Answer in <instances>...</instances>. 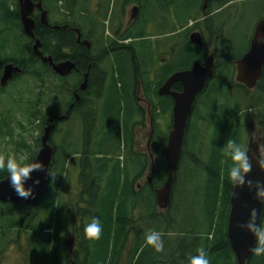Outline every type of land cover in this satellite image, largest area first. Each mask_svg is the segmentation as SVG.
<instances>
[{"label":"trees","instance_id":"1","mask_svg":"<svg viewBox=\"0 0 264 264\" xmlns=\"http://www.w3.org/2000/svg\"><path fill=\"white\" fill-rule=\"evenodd\" d=\"M135 1L114 0V7H118V14H112L115 17L112 18L113 20L110 19L109 25H107V22L112 0H44V8L49 15V26L42 25L39 15H34L36 20L35 35L42 43L41 51L43 54L52 56L55 62L71 59L77 63L80 70L88 71L90 68L92 76L89 81V89L84 93H80L82 100L77 103L71 112L83 123L82 134L85 147L82 150L73 149L70 147V143L64 142L62 147L64 152L67 153H64V155L60 153L63 158L60 180L67 168L68 181L70 178L68 166L78 160L80 163L78 168L80 169H78L77 183L79 185L78 190L81 191L75 195V198L69 199L67 205L69 222L66 224L65 231L62 232V237L56 235L53 240L47 238V246H49L47 249L50 251V247H52L54 251L52 256H54L55 261L57 257L61 259V242L64 241L65 237H73L74 233V236L76 234V244L78 245V250L74 255L80 264H188L189 257L196 255L197 249L201 247L206 250L210 264H238L227 237L231 208L230 199L234 189L228 178V169L231 167L232 162L222 149L229 139L235 140L237 143L242 142L247 146L246 139L252 134L255 127H261L264 130V76L253 90H249L234 79L236 72L235 62L243 56L234 58L229 53L226 54V50L231 49L233 45L227 39L226 34L230 31L235 34L239 25L234 27L232 25L231 27L232 22L230 19L232 20V18H228L225 12L234 11L236 18H239L240 21L243 19V14L249 15L255 12L258 14L257 23L259 20L264 19V0H212L210 5H208L209 9L212 10L211 12L207 11L208 9L206 11L202 9L204 0H189L186 3L192 4V10L189 12L186 10L181 17H174L172 23H168L164 17H161L166 27L168 29L173 28L176 32L179 24L186 27L191 20L195 21L193 27L184 30L187 32L179 34L181 38L185 37L181 44L186 43L189 51L195 52L199 50L201 52L200 58L195 60L202 63H204L206 50L214 45L217 60L211 82H209L206 91L198 97L195 103L185 136L182 159L175 172L171 206L168 212L166 210L165 214L156 213L158 207L154 189L161 188L167 179L165 150L169 132L172 128V98L159 97L158 95L153 101L150 82H148L150 89L145 87L144 95L147 103L152 107L151 115L154 122L152 140L154 151L152 155L156 172L153 185L140 191L136 190V182L146 176V171L149 169L152 160L151 154L134 151L131 145V135L124 143L121 142L118 136L117 150L126 147L130 156L125 159L126 162L123 168L120 158L115 163L111 162L109 150H103L96 146L99 140L104 143L105 136L109 135L110 132L107 143H113V130L108 131L106 126L108 120L111 121L113 113L111 115L109 113L113 109L109 108L105 112L109 115L105 117V124L102 125V114H99L95 108L91 110L92 112L88 111L90 106L86 104L87 98L93 95L95 76L98 74L102 77V86L107 81L108 70H106L104 65L107 64L113 54L118 58L120 65L123 66V64L128 63L129 59L122 56L126 54V51H131L135 55L136 66L138 67L136 47L140 45V52L144 51L143 43L145 41L140 42V40L147 37L142 32V29L140 30L138 27L140 21L157 23L158 20L155 21L157 16L153 14L155 10L165 14L172 5L175 11H179V8H182L179 0H140L141 15L138 21L132 26L125 27L127 7ZM93 3L96 4V11L92 8ZM240 4H243V6L248 5V7H245L242 12L239 9ZM220 10H222L223 15L219 12ZM54 17H57L58 20H54ZM55 25L61 28L54 30L53 26ZM65 25L80 28L83 37L91 43V48L87 49L83 45H78L71 30H63L62 27ZM108 28L113 33V37H105V32ZM197 28L202 32L203 47L194 46L189 40L190 33ZM254 29L250 33L244 34V39L246 38L248 45L246 52L249 50ZM127 41V44L124 43ZM34 43L35 41L23 33L18 0H0V72L3 65L12 62L21 66L27 76L45 85L48 80L46 75L51 74V77L56 82V92L52 93L55 95V99L60 100L62 97H67L64 107H60L57 104L54 107L44 98L47 94L43 92L41 94L44 98L43 101L39 96L37 101L28 105L26 110L27 118L25 120L31 126L35 124V121L39 120V125L36 127L40 129L42 134L43 128L50 117L60 116L67 110L69 103L72 102V95L69 89H78L83 78L78 73H72L65 78L56 75L49 66L44 65L41 59L34 54ZM67 49H70L72 53L66 54L65 51ZM195 60L186 69L191 68ZM173 64L165 63L162 67L164 74L159 78L160 82L156 87V95L158 94V89L173 73L181 71V69H175L171 73H167ZM143 73L145 77L148 72L144 71ZM20 77H17L16 82L21 79ZM144 77L140 75V80L138 77L136 82L143 84ZM213 80L223 81L224 83L229 82L230 84L229 88L223 87L222 94L231 102L224 103L221 108L206 104L205 108L218 113L219 118L216 122H213L207 116L203 117L199 113L201 96L213 90ZM173 90L181 91L182 85L175 84ZM3 91L0 87V101H2L1 95ZM13 102L17 103L15 100ZM41 103L48 107L47 112L42 110ZM159 108L169 112L170 115V122L165 133L162 132V125L158 122L157 114ZM4 117L3 122H0V133L4 127L1 124L8 125V122L11 124L13 121L9 113H6ZM193 117L194 119H192ZM20 126L23 127V124H20ZM212 129V134L208 135ZM35 144L36 146L32 149V146L30 148L28 144L21 143L26 150L30 149L29 153L36 149L33 152L36 154L41 146L40 136L36 139ZM56 153L58 155V152ZM203 158H205L204 161ZM129 159L132 164L141 165V171L137 172L133 177H131L127 168ZM29 160L30 158L28 162ZM58 161L55 156L51 166L53 171L56 170ZM188 161L193 164L197 177H200L201 180L205 178L204 198L202 193V205H200L201 208L199 210L201 214L196 218V222H194L193 215L186 218H171L168 216L170 211L176 206L175 194L177 186L182 172L187 168L186 163ZM112 164H114L113 167ZM8 175L6 169L0 170V180L7 178ZM105 179L108 181L106 187L103 186ZM61 187H64L62 182L57 184L56 192ZM64 189L66 191V187L61 190L64 191ZM58 195L59 193L57 192V197ZM44 198L46 200L47 196ZM140 207L151 211L152 221L159 222V226L156 229L151 227L150 230H155L162 234L164 242V250L162 252H157L153 247L147 246L144 237L137 240L133 245L131 244L130 228L135 223V221L131 220V215L135 208ZM27 213L28 208L23 204H0V231L5 232L6 236L9 235L17 228L23 216H26ZM3 217L11 219L13 217L15 222H17H10L4 225L2 224ZM94 217L100 219L103 231L98 240H89L85 238L84 233L81 234V231L84 230L85 224L91 222ZM38 220H40V215ZM54 222L55 219L51 217L47 223L38 229L40 231L52 230L55 223L59 224V222ZM63 233H66V236H63ZM144 235L145 233H143ZM82 239H84V244L81 242ZM247 264H264V255H252Z\"/></svg>","mask_w":264,"mask_h":264},{"label":"rangeland","instance_id":"2","mask_svg":"<svg viewBox=\"0 0 264 264\" xmlns=\"http://www.w3.org/2000/svg\"><path fill=\"white\" fill-rule=\"evenodd\" d=\"M186 1L189 0H179L181 7L179 8V11H175L173 9V5L169 7V11L165 12V14H162L161 11H154V15L157 16L155 18V21L157 23H154L152 21L144 22L140 21L138 24L139 29H142V32H144V35L147 37H144L140 40V42L145 41L144 48L145 50L141 51L140 45L136 47V53L137 56V62L138 67L136 66V58L135 55L131 51H126V54L122 57L128 58L129 61L127 64H123V66L120 65V62L118 61V58L115 57L113 54L112 57L108 60L107 64L104 65L106 67V70H108L107 75V81L101 85L102 83V77L98 74L96 75L94 79V87L93 88V95L87 98V105L91 106L89 107L88 111H91L93 108H96L99 114H102L101 116V124H105V117L107 115H112L111 121L108 120L106 126L107 130L110 131L113 130V143L108 144L107 139L110 137L109 135L105 136V142L101 143V141H98L97 148L103 149V150H109L110 161L115 163L120 158L121 159V166L123 168L124 163L126 162L125 159L129 158V152L128 148L122 147L120 150H117V141L118 136L121 139V142L124 143L127 141L128 137L132 136V149L137 152L148 154L152 153L154 150L153 148L151 151H149L146 146L145 147H139L136 148L134 146V143L139 140V134H142L141 132H147L149 129L150 121L152 118L151 110L152 107L150 104L146 102L144 90L145 87L149 88L148 82H150L151 86V92H152V100L155 101L156 97V87L158 86V83L160 82V77L164 74V70L162 67L165 65V63H174L168 70L167 73H171L175 69H181L185 70L188 66H190L191 62L197 58H200L201 52L199 50L193 52L189 51L187 49L186 43L181 44L184 41V38L180 37V33L183 34L184 31L188 26L190 27L193 25V20H191L188 24V26L185 27V25L179 24L177 26V32L170 28L168 29L166 25L163 23V20L161 17H164V19L168 23H172L174 21V17L178 16L181 17L183 13L187 10L188 12L192 10V4L186 3ZM224 1V0H222ZM249 1V0H247ZM211 3V2H210ZM209 3V5H210ZM187 7L185 8V6ZM133 4L129 5L127 7V11H131L133 8ZM245 7H248V5L243 6V4H240L239 9L242 10ZM93 10L96 11V4L93 3L92 6ZM91 8V9H92ZM118 7H114V0H112L111 3V11L109 15V20L107 22V25H109L110 19L113 20L115 16H113V13H116L114 15L118 14ZM207 11H212L209 9ZM221 15H223L222 10L219 11ZM226 16L230 19L231 27L235 25H239L236 29L235 34L230 31L228 34H226L227 39L232 42L231 49L226 50V54L229 53L234 58H238L240 56H243L246 52L247 48V41L246 38L244 39V34H248L254 29V26L257 24V13L253 12L249 15L243 14L242 21L239 20V18H236V14L234 11L229 12L226 11ZM78 15L77 13H75ZM159 18V19H157ZM54 20H58L57 17H54ZM128 20V18H127ZM125 20V23L126 21ZM243 22V23H242ZM256 23V24H255ZM185 27V28H184ZM135 31V29H134ZM194 32H199L202 34L201 30L197 28L195 31L191 32L190 35ZM189 35V39H190ZM105 37H113V33L109 30V28L105 32ZM234 39V40H233ZM124 43H128L124 42ZM215 46L212 45L206 50V56L204 59L207 60L210 57V54L214 52ZM67 53H71L70 51H66ZM197 62L196 60L194 63ZM193 63V64H194ZM146 68H145V67ZM187 70V69H186ZM144 71H147V75L144 77ZM178 72V71H177ZM141 73V74H140ZM174 74V73H173ZM1 75V72H0ZM140 75L144 77V83L136 82L138 77L140 80ZM48 80H47V86L40 81H37L35 79L30 78L29 76H22L21 79L16 82H12L10 84V87L3 92L1 95L2 101H0V122H3L4 115L6 113H9L13 121L10 124L8 122V125L1 124L3 127V131L0 133V154H20V153H26L28 158L35 156L33 152L29 153L30 149L26 150L21 143H26L28 146L32 149L36 146L35 141L36 139L41 137V131L36 126L39 125V120L35 121V124L33 126L29 125L27 121L25 120L27 118L26 110L28 108V105L37 101L38 97L40 96L42 98V101L44 98H46L47 102L52 106L55 107V105H59L60 107H64V103L66 102V96L62 97L60 100L55 99V95L52 93H55V80L51 77V74H47ZM50 76V77H49ZM236 76V72L234 74V79ZM211 82V81H210ZM213 90H210L209 93L206 95L201 96V107L199 108L200 115L207 116L210 119H212L213 122H216L219 118L218 113H214L213 110L207 109L206 104H209V106L212 107H219L221 108L224 103L231 102L229 99L225 98L222 94L223 87L229 88L230 84L229 82L224 83L223 81H212ZM139 84V85H138ZM135 87V88H134ZM7 88V87H6ZM5 88V89H6ZM96 90V91H95ZM43 92H46V97L43 98V95H41ZM134 93V95H133ZM91 98V100L89 99ZM54 99V100H52ZM69 99V96H68ZM140 99V100H139ZM13 100H15L17 103H14ZM21 101V102H20ZM31 101V102H30ZM20 102V103H19ZM30 102V103H29ZM17 104V105H16ZM42 104V110L47 112L48 107ZM70 104V103H69ZM109 108H112L111 113H105ZM195 108V107H194ZM65 113V112H64ZM63 113V114H64ZM105 113V115H104ZM76 115H72V118L68 122H63L59 126L58 132L55 131L52 137V143L54 144L55 148V156L56 159L59 161L57 162V168L55 172L57 173V177L55 180V183H51L47 198L44 201L45 209L40 212V222L39 226L44 225L47 223V221L52 217L55 219V222H59V224L53 225L52 227V235L50 234H44V236H41L40 234L30 233V236L35 237L36 236V242L40 241H46L47 238H51L52 240L55 238V236L60 235L62 237V232L65 231V227L67 226L69 222L68 218V210L67 205L70 199V195L68 194V187L74 185L73 189L78 191L77 186V177L80 168V163L78 160L75 162H72L68 166L69 175L70 178L67 181V168L66 172L64 173L62 179L60 180V176L62 173V164H63V158L60 153L64 155V148L62 145L64 142L70 143V147L73 149H84V141H83V123L79 118H76ZM158 122L162 125V132L165 133L167 126L169 124V112H166L162 108H159L158 114ZM194 119V117L192 118ZM196 119V118H195ZM198 123V119H197ZM20 124H23V127L20 126ZM25 128V129H24ZM235 128V127H234ZM213 129L211 132H209L208 135L212 134ZM255 136V138L259 142H264V130L261 127H255L252 131V134H250L247 139L246 143L248 142V139L251 136ZM95 141V138H94ZM97 141V140H96ZM241 142V141H240ZM242 143V142H241ZM52 144V145H53ZM243 144V143H242ZM247 145V144H246ZM62 148V152H61ZM58 152V155L57 153ZM80 156V155H77ZM55 158V157H54ZM205 158H203V161ZM79 163V164H78ZM152 160L150 162L149 169H147L146 174L151 172L152 167ZM114 164H112V167ZM186 169L182 172L179 184L177 186V192L175 194V203L176 206L170 211L171 218H186L193 215L194 222H196V218L201 214L200 205H202V193L204 198V190H205V178L201 180L200 177H197V172H195L194 166L189 161L186 163ZM128 171L133 177L137 172L141 171V165H134L131 163L130 159L128 160ZM66 187V191L59 190L57 191L59 193L57 197L56 192V186L58 183H61ZM108 181L105 179L103 186L106 187ZM136 183H140V186H143V183L139 180ZM143 189V188H142ZM139 189L136 186V190H142ZM62 194L60 195V193ZM9 208H13L12 206H8ZM54 208L52 210V208ZM169 210H167L168 212ZM157 214H165L166 210L157 209ZM25 216H23L22 220ZM131 220L135 221V223L132 224V227L130 228V238H131V244L133 245L137 240H140L143 236V233H146L153 228H157L159 226L158 221H152V213L149 210H146L145 208H135L132 211ZM21 220V221H22ZM2 224H7L10 222H15V218L12 217H3ZM20 221V222H21ZM17 222V221H16ZM15 222V223H16ZM86 223V222H85ZM20 224V223H19ZM19 225L17 226V228ZM16 229H14L13 232H11L9 235H5V232L0 231V246H7V244H4L6 240H15L16 237ZM78 232V230H77ZM84 233V230L81 231V234ZM63 236H66V233H63ZM5 236V240H2ZM71 237H65L64 241L70 240ZM24 240V239H23ZM81 242H84V239L81 240ZM4 244V245H3ZM84 244V243H83ZM82 244V246H83ZM73 245L76 246V244ZM42 245H34L33 248L30 250L33 256V262L34 264H56L55 258L53 255V249L50 247L49 249L45 248L44 252L41 251ZM84 247V246H83ZM75 250H78V247H75ZM14 250L12 249V246L8 248L7 255L5 257V264H15V259L13 256Z\"/></svg>","mask_w":264,"mask_h":264},{"label":"water","instance_id":"3","mask_svg":"<svg viewBox=\"0 0 264 264\" xmlns=\"http://www.w3.org/2000/svg\"><path fill=\"white\" fill-rule=\"evenodd\" d=\"M210 1L211 0H204L203 9L207 8ZM18 5L23 33L25 36L35 41L33 52L41 59L42 63L51 67L58 76L63 78L71 75L75 71H79L75 61L68 59L56 63L52 56H44L41 51L42 43L35 35L36 20L34 19V14L38 11L40 13V23L49 26V15L48 11L44 8L43 0H39L38 2H35V0H18ZM137 10V8L133 9L132 19L136 17ZM60 28L61 27L57 25L53 26L54 30H59ZM62 28L65 30L67 26ZM75 32L78 34L77 42L80 45L85 46L87 49H90L91 43L87 39L82 40L83 34L81 30L75 29ZM262 38H264V19L260 20L255 26L248 52L235 62L237 70L235 80L249 90L255 89L264 76V42H262ZM190 41L197 47H201L204 44L202 35L199 32L192 33ZM215 65V55L211 54L205 64L195 62L190 69L175 72L159 88L158 95L160 97H171L173 100L172 128L168 136L167 147L165 150L167 179L164 185L156 191L157 207L161 210H168L171 206L175 172L182 159L183 146L190 119L197 98L207 89L208 84L214 75ZM23 71L24 70L21 66L12 62L3 65L0 86L2 88L6 87L11 81H13L17 74H21ZM84 76V81L78 89L80 92H85L88 89L90 71L85 73ZM175 84H181L183 90L181 92L174 91L173 86ZM80 97V94L75 91V100L69 107L68 111L62 116H54L50 119V123L45 127L41 136L40 151L33 161H43L46 168H51L55 155V148L51 144L52 136L56 129L54 121L55 119H58L59 121L67 119L69 112L76 106V103L80 101ZM151 142L150 139L149 146L151 145ZM257 143L259 142L255 136L249 138L247 147L251 148L250 155L256 152ZM155 172L156 166L153 162L151 173L148 178L149 183L153 181ZM37 177L40 178L41 183L34 186V198L30 199L18 198L9 184L8 177L0 180V203L6 204L13 202L32 205L36 201L42 199L47 190L49 181L48 178H45V173L34 172L32 174V179L27 181L26 186H33V181ZM249 178L264 181V172L256 166L255 161H253V171ZM233 192L237 193V198L233 199L231 195L227 237L237 263L247 264L252 256L249 249L254 245L255 238L251 233L241 229L239 225L247 221L251 208L259 210L262 205L254 198L255 192H250L246 187L234 188ZM70 253H72V251ZM70 264L79 263L71 260Z\"/></svg>","mask_w":264,"mask_h":264},{"label":"clouds","instance_id":"4","mask_svg":"<svg viewBox=\"0 0 264 264\" xmlns=\"http://www.w3.org/2000/svg\"><path fill=\"white\" fill-rule=\"evenodd\" d=\"M262 42H264V38H262ZM222 151L232 162L228 169V178L231 184L234 188L246 187L250 192L254 191V198L262 205L259 210L251 208L247 221L239 225L241 229L251 233L255 238L254 245L249 249L250 253L254 256H262L264 255V181L253 180L249 177L253 171V161L264 172V142L257 143L256 152L250 155V147L229 139ZM28 159L26 153L0 154V170H7L12 190L18 198L22 199L34 198V186L41 183L40 178L37 177L33 181V186H26L34 172L45 173V178H48L50 183H55L57 177V173L50 167L46 168L43 161L28 162ZM232 197L236 199L237 193L233 192ZM102 231V224L98 217H94L84 226L85 238L89 240H98ZM144 239L145 244L153 247L157 252L164 250L160 232L149 230L145 233ZM188 264H210L206 250L203 247L198 248L197 254L189 257Z\"/></svg>","mask_w":264,"mask_h":264},{"label":"flooded vegetation","instance_id":"5","mask_svg":"<svg viewBox=\"0 0 264 264\" xmlns=\"http://www.w3.org/2000/svg\"><path fill=\"white\" fill-rule=\"evenodd\" d=\"M39 0H35V2H38ZM133 8H132V10L131 11H127L126 12V19L125 20H127V18H128V20L126 21V24H125V27H128V26H132L133 24H135L137 21H138V19H139V17H140V15H141V3H140V0H136L134 3H133ZM203 5H204V2H203ZM203 5H202V9H203ZM134 8H137L138 10H137V13H136V17L134 18V19H132V17H133V9ZM39 15V17H40V14H39V12H37L36 11V13H35V15ZM40 19V18H39ZM194 23H193V25L191 26V27H193L194 26V24H195V21H193ZM197 22V21H196ZM65 26H67V28L65 29V31L66 30H71V32L74 34V36H75V41H76V43L78 44V45H80L78 42H77V39H78V34L75 32V29H78L77 27H71L70 25H65ZM188 27H190V25L188 26ZM193 31H195V30H193ZM192 31V32H193ZM85 38H83L82 40H84ZM66 51H70L71 52V50L70 49H67ZM65 51V52H66ZM72 53V52H71ZM71 53H67L66 52V54H71ZM44 56H49V55H44ZM62 61H64V60H62ZM62 61H58L57 63H59V62H62ZM2 71V70H1ZM24 73V74H23ZM23 73H21V74H17L16 76L18 77V75H22V76H27L26 74H25V71L23 72ZM74 73H78L80 76H82V78H83V81H84V75H85V73H87V71H84V70H79V71H77V72H74ZM15 76V78H14V80L12 81V82H14L16 79H17V77ZM21 76V77H22ZM92 76H91V74H90V78H91ZM96 77V76H95ZM90 78H89V81H90ZM168 80V79H167ZM166 80V81H167ZM82 81V82H83ZM165 81V82H166ZM11 82V83H12ZM81 82V83H82ZM164 82V83H165ZM10 83V84H11ZM163 83V84H164ZM10 84L8 85L9 87H10ZM162 84V85H163ZM139 85V84H138ZM7 86V88L6 87H4V88H2L1 86V88L4 90L3 92H5L9 87ZM80 87V86H79ZM6 88V89H5ZM93 88H96V87H93ZM79 89V88H78ZM78 89H69L70 90V92H71V95H72V102L69 104V106H68V108H67V110L65 111V113L68 111V109H69V107L71 106V104L74 102V100H75V91H77L79 94L80 93H82V92H80V91H78ZM88 89H89V86H88ZM87 89V90H88ZM86 90V91H87ZM182 90H183V86H182ZM181 90V91H182ZM96 91V90H95ZM158 91H159V89H158ZM181 91H178V92H181ZM90 100H91V98H89ZM145 99H146V97H145ZM82 100V98L80 97V101ZM140 100V99H139ZM79 101V102H80ZM78 102V103H79ZM146 102H147V100H146ZM76 105H77V103H76ZM89 106H91V104L89 105ZM76 107V106H75ZM74 107V108H75ZM73 108V109H74ZM72 109V110H73ZM96 109V108H95ZM72 110L69 112V114H68V118L67 119H65V120H63V121H59L58 119H55V121H54V123L56 124V129H55V131L57 130L58 131V128H59V126H60V124L61 123H63V122H68L71 118H72V115L73 114H71V112H72ZM64 113V114H65ZM64 114H62V115H64ZM61 116V115H60ZM54 116H52V117H50L49 118V121H50V119L51 118H53ZM49 121H47V124L45 125V127L50 123ZM154 122H153V119H151V121H150V125H149V129H148V131L147 132H144V131H142L141 133L142 134H139V140L138 141H136L135 143H134V146L136 147V148H139V147H145L146 146V148L150 151L151 149H152V142H151V145L149 146V140L151 139V141L153 140V135H154V124H153ZM44 127V128H45ZM43 128V129H44ZM56 131V132H57ZM151 135H152V137H151ZM40 148H41V146H40ZM40 148L38 149V151H37V153L35 154V156L34 157H30V160H29V162H32L36 157H37V155H38V153H39V151H40ZM149 175H150V173H148L145 177H143V178H141L139 181L140 182H142L143 183V186H140V183H136V186L140 189H144V188H146V187H150V186H152L153 184V181L151 182V183H149L148 182V178H149ZM74 185H76V184H72V186L74 187ZM77 186L79 187V185L77 184ZM49 187H50V182L48 183V187H47V190H46V192H45V194H44V196H43V198L42 199H40L39 201H36L35 203H33L32 205H25L27 208H28V213L26 214V216L24 217V219L20 222V224H19V227L17 228V230H16V237L14 238L15 240H6L5 242H4V244H7V246H0V264H5V257H6V255H7V252H8V248L10 247V246H12V249L14 250V252H13V256H14V259H15V264H34V262H33V256H32V253L30 252V250L33 248V246L34 245H38V244H40V245H42V247H41V251H43L44 252V250H45V248H47V247H49V246H47V241H40V242H36V240H34V238H36V236L35 237H32V236H30V233H34V232H36V234L38 235V234H40L41 236H44V234H46V233H50V234H52V230H43V231H40L38 228H40V227H42V226H39L38 224V222H40V220H38V217H39V213L40 212H42L44 209H45V205H44V201H45V198L44 197H46V195H47V193H48V190H49ZM73 187H71V186H69L68 187V194L71 196H69L70 197V199H73V198H75V195H77V194H79L80 193V191L81 190H78V191H76V190H74L73 189ZM62 188H65V187H61L60 189H58V191L59 190H61ZM154 189V188H153ZM159 188H155L154 189V191H155V193H156V191L158 190ZM9 203H11V202H9ZM8 203V204H9ZM1 204V203H0ZM17 204H20V203H17ZM38 223V224H37ZM76 229V228H75ZM74 229V230H75ZM76 232V231H75ZM76 234H75V236H74V233H73V237H71V239L68 241V240H66V241H63V242H61V259L59 258V257H57V259H56V264H70L71 263V260H74V261H76L77 263H79L77 260H76V258H75V252H76V250H75V247L76 246H78L77 244H76ZM24 239V240H23ZM2 240H5V236L3 237V239ZM73 242H74V244H76V246L75 245H73ZM3 244V245H4ZM72 251V253H70ZM64 254H65V256H64ZM80 264V263H79Z\"/></svg>","mask_w":264,"mask_h":264},{"label":"bare ground","instance_id":"6","mask_svg":"<svg viewBox=\"0 0 264 264\" xmlns=\"http://www.w3.org/2000/svg\"><path fill=\"white\" fill-rule=\"evenodd\" d=\"M50 56V55H49ZM237 61V60H236ZM24 74V73H23ZM57 75V74H56ZM18 76H22V75H18ZM17 77V76H16ZM86 111V110H85ZM92 112V111H91ZM55 133V132H54ZM53 137V136H52ZM214 243V242H213ZM231 248V247H230Z\"/></svg>","mask_w":264,"mask_h":264}]
</instances>
